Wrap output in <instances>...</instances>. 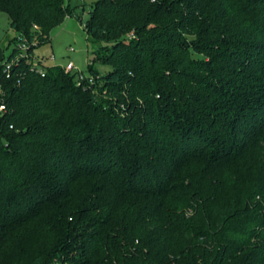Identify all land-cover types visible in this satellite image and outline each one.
I'll use <instances>...</instances> for the list:
<instances>
[{
  "label": "trees",
  "instance_id": "1",
  "mask_svg": "<svg viewBox=\"0 0 264 264\" xmlns=\"http://www.w3.org/2000/svg\"><path fill=\"white\" fill-rule=\"evenodd\" d=\"M65 1L0 11L38 48ZM85 29L94 84L1 80L0 264H264V0H98Z\"/></svg>",
  "mask_w": 264,
  "mask_h": 264
},
{
  "label": "rangeland",
  "instance_id": "2",
  "mask_svg": "<svg viewBox=\"0 0 264 264\" xmlns=\"http://www.w3.org/2000/svg\"><path fill=\"white\" fill-rule=\"evenodd\" d=\"M98 0H66L65 4L70 6L71 16L60 26L51 31V39L41 44L34 50L37 61L44 62V66L66 67L73 62L76 69L86 76L93 75L90 65L100 77L106 76L112 71L108 64L95 62L94 53L99 45L92 43L87 36L85 23L90 18V11ZM19 33L11 27V18L5 12L0 11V66L4 59L9 58L15 48V40ZM74 49L71 51V49ZM52 57H55L53 60ZM73 74H77L76 71Z\"/></svg>",
  "mask_w": 264,
  "mask_h": 264
},
{
  "label": "built area",
  "instance_id": "3",
  "mask_svg": "<svg viewBox=\"0 0 264 264\" xmlns=\"http://www.w3.org/2000/svg\"><path fill=\"white\" fill-rule=\"evenodd\" d=\"M83 1V0H81ZM38 42L36 40L30 42L24 37H19L15 46V50L11 54L9 58L3 60L2 65L0 66V83L1 80H8L12 77V72L22 60L31 61V70L40 73L42 76L45 75L44 70V62L37 61L35 55L30 53V49L33 47H37ZM74 49L72 48L71 51ZM52 60L54 57L51 58ZM66 72H74L76 71L78 86H82L85 83L88 85H92L95 83L94 76H86L84 73L80 72L76 69V66L73 62H69L65 67ZM3 90L0 85V116H2L6 112V105L4 103L3 98Z\"/></svg>",
  "mask_w": 264,
  "mask_h": 264
},
{
  "label": "crops",
  "instance_id": "4",
  "mask_svg": "<svg viewBox=\"0 0 264 264\" xmlns=\"http://www.w3.org/2000/svg\"><path fill=\"white\" fill-rule=\"evenodd\" d=\"M55 58V57H54Z\"/></svg>",
  "mask_w": 264,
  "mask_h": 264
}]
</instances>
